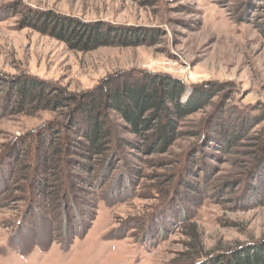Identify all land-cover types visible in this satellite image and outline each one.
<instances>
[{
    "label": "rangeland",
    "instance_id": "rangeland-1",
    "mask_svg": "<svg viewBox=\"0 0 264 264\" xmlns=\"http://www.w3.org/2000/svg\"><path fill=\"white\" fill-rule=\"evenodd\" d=\"M28 9L144 29L152 38L75 51L26 25ZM130 70L164 72L188 86L215 82L220 90L210 89L211 105L181 123L166 153L132 150L133 175L123 178L120 164L92 186L95 208L75 209L69 223L49 210L28 216L20 192L9 190L21 151L12 147L62 110L4 114L17 104L16 82L80 95ZM0 94V264H182L192 230L202 234L206 255L264 240V203L249 192L260 163L252 149L264 131V0H0ZM216 124L224 134L208 142L200 129ZM110 186L116 189L105 196ZM64 227L66 237L58 235Z\"/></svg>",
    "mask_w": 264,
    "mask_h": 264
},
{
    "label": "trees",
    "instance_id": "trees-1",
    "mask_svg": "<svg viewBox=\"0 0 264 264\" xmlns=\"http://www.w3.org/2000/svg\"><path fill=\"white\" fill-rule=\"evenodd\" d=\"M23 15L26 25L66 42L75 51L89 52L111 45L139 46L152 38L144 29L139 32V28L130 26L89 23L43 10L28 9ZM139 33H143V40L137 38ZM32 80L35 82H31L34 84L31 91L16 82L18 86L15 84L13 91L14 98L18 94L17 104L10 103L4 114L22 111L31 114L49 109L62 110L61 117L28 133L23 144L12 147L15 153L21 151L12 164L14 173L10 181L14 184L9 190L20 192L19 200L26 202L28 216H40L42 210H49L56 220L64 216L66 222L76 214L75 209L88 212L87 209L97 206V192L91 187L109 180L120 164L123 178L135 173L129 161L132 150L145 155L166 153L179 138L181 123L211 105V98L207 97L210 89L220 90L215 82L188 86L179 77L148 70L117 71L80 95L51 89L53 85L49 84L47 88L51 91L46 90V83ZM38 84L42 87L40 92L34 90ZM23 92L25 95L19 98ZM224 129L216 124L211 130L201 127L200 132L206 133L209 142L215 137L222 138ZM255 142L252 153L260 157L257 158L260 163L251 176L247 172L253 178L249 192L251 201L263 205L264 131ZM226 143L223 142V149ZM111 186L105 196L114 193L116 187L112 191ZM24 217L23 213L21 219ZM64 228L58 230V235L67 236L68 230ZM76 235L72 233V237ZM189 235L194 245L182 264H264V240L206 255L202 234L192 230Z\"/></svg>",
    "mask_w": 264,
    "mask_h": 264
}]
</instances>
